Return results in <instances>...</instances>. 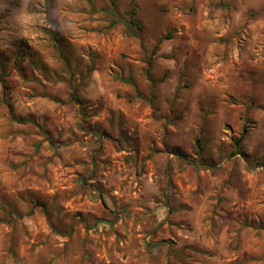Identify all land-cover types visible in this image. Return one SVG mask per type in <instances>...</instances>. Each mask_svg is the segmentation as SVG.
Instances as JSON below:
<instances>
[{
    "label": "rangeland",
    "instance_id": "obj_1",
    "mask_svg": "<svg viewBox=\"0 0 264 264\" xmlns=\"http://www.w3.org/2000/svg\"><path fill=\"white\" fill-rule=\"evenodd\" d=\"M131 2L0 0V264H264V0Z\"/></svg>",
    "mask_w": 264,
    "mask_h": 264
},
{
    "label": "trees",
    "instance_id": "obj_2",
    "mask_svg": "<svg viewBox=\"0 0 264 264\" xmlns=\"http://www.w3.org/2000/svg\"><path fill=\"white\" fill-rule=\"evenodd\" d=\"M193 2H195L196 0H192ZM131 5H132V9H128L126 11V16L129 17V21H124L123 23L125 24V26L127 27L128 31L130 32V34L135 37V38H138V34L136 32V30L138 32H142L144 31V27L143 25L141 24V22L137 19V8H138V3H137V0H132L131 2ZM136 29V30H135ZM0 82L2 83L3 85V90H4V98H3V101L8 105L9 107V112H10V115L12 116L13 119L17 120L18 122L20 123H24V119L22 118H17L14 113H15V110L13 108V105L11 103V90H12V87L9 85L8 81L6 79H4V77L2 75H0ZM71 100L76 103L77 105L79 106H83L84 105V101L79 98V97H76L75 95H72L71 96ZM248 133V129L245 128L244 129V132H243V136L240 138V140H238L236 142V145L237 146H240L241 144V141L244 139V136ZM201 139L199 138L197 140V143L199 145H201Z\"/></svg>",
    "mask_w": 264,
    "mask_h": 264
},
{
    "label": "crops",
    "instance_id": "obj_3",
    "mask_svg": "<svg viewBox=\"0 0 264 264\" xmlns=\"http://www.w3.org/2000/svg\"><path fill=\"white\" fill-rule=\"evenodd\" d=\"M196 2H197V0H196ZM3 98H4V90H3V85H2V83L0 82V101L3 100ZM14 115H15L17 118H22V119H24L22 116H20L19 114H17L16 111H15ZM9 118H10L14 123H16V124H23V123L18 122V121L15 120V119H13L12 116L10 115V112H9ZM24 120H25V119H24Z\"/></svg>",
    "mask_w": 264,
    "mask_h": 264
}]
</instances>
